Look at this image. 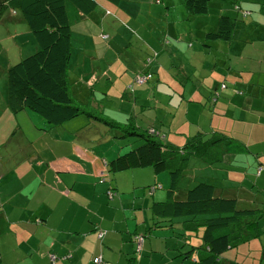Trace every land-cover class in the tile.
<instances>
[{"label": "crops", "instance_id": "crops-1", "mask_svg": "<svg viewBox=\"0 0 264 264\" xmlns=\"http://www.w3.org/2000/svg\"><path fill=\"white\" fill-rule=\"evenodd\" d=\"M212 1L221 7L220 12L205 15L210 16L205 21V37L218 30L223 16L235 21L233 37L230 41L206 38L204 46L194 51L188 42L191 36L184 32L188 30L195 39L199 37L192 17L185 24L181 20L162 21V38L152 40L140 34L151 22L140 11L142 0H129L130 8L134 4L136 10L127 11L126 15L119 11L123 1L114 8L99 0L98 9L88 16L78 10V21L72 26L70 62V66L74 63V91L77 100L83 98L78 101L89 103L97 111L102 108L106 113L105 109L111 108L110 121L133 122L142 130L154 127L164 135L165 142L180 148L200 133H220L235 140L233 151L222 164L211 167L192 159L182 177L190 178L188 188H181V179L176 195L184 199L189 189L206 183L215 188L216 198L234 199L240 210H264L263 200L251 191V179L259 185L264 178V0H210V4ZM162 3L169 11L175 5L181 6L182 0ZM237 5L239 9H235ZM102 9H109L134 29L132 32L124 26L118 31L126 42L122 48L129 45L130 50H119L117 42L110 45L112 51L108 49V39L113 37L98 19ZM6 14L13 23L23 20L19 13ZM152 50L158 53L151 67L153 79L145 86H135L133 94L128 93L135 76L145 71L144 62ZM127 53L133 56L131 64L123 61ZM195 55L204 56L205 65L209 60L230 62L226 67L234 84L219 91L210 115L204 113L205 105L214 99L213 90H219L222 81L216 87L207 79L200 72V65L192 62ZM116 58L122 62L117 69ZM139 61L143 68H136ZM112 65L114 72L108 71ZM92 75L94 78L87 83ZM117 85L119 88H111ZM7 90L5 87L0 98V130L8 127L12 133L0 141L2 264H94L96 257L111 264H128L137 253L140 257L136 264H177L175 251L190 247L191 239L182 237V233L175 243L169 238L162 237V243L151 238L158 221L153 206L167 199L172 186L169 173L157 175L154 170L141 171L144 168L110 171L112 162L143 141L135 137L139 145L126 151V146L119 147L115 141L119 138H114L113 129L87 115L53 127L29 110L14 114L6 104ZM173 101L174 110H162V103L169 107ZM236 103L242 111L238 112ZM231 107L234 119L228 117ZM195 108L204 110L198 112ZM166 114L169 120H162ZM216 117L228 119L226 130L214 126ZM16 138L19 152L8 149ZM109 191L116 193L113 199L109 198ZM176 222L181 224L183 220ZM102 231L105 235L99 239ZM138 235L147 237L141 248ZM201 235L200 231L197 236L201 239ZM222 257L240 264H264V218L258 238Z\"/></svg>", "mask_w": 264, "mask_h": 264}, {"label": "trees", "instance_id": "trees-1", "mask_svg": "<svg viewBox=\"0 0 264 264\" xmlns=\"http://www.w3.org/2000/svg\"><path fill=\"white\" fill-rule=\"evenodd\" d=\"M105 1L108 6L114 4L117 6L122 2ZM68 2L85 16L94 13L100 6L99 0H0V21L8 12L19 13L38 44L35 54L24 58L8 70L9 86L6 99L8 109L14 114L29 110L53 127L62 126L79 116L87 115L94 119L98 118V121L104 122L111 129L120 130L121 134L115 135L114 138H140L143 143L112 162L110 171L118 173L150 167L157 175L169 173L172 186L167 193L166 201L155 203L153 206V212L158 218L153 229L165 227L178 229L179 239L181 233L182 237L190 238L191 235L197 236L200 231L202 232V245H189L191 246L189 251L185 254L180 253L176 258L185 256V259L191 260L190 264H240L222 256L259 237L264 210H240L236 200L216 198L215 188L206 183L189 189L184 199L176 195H179L180 180L192 159L211 167L222 164L233 151L235 140L220 133L209 135L200 133L189 138L187 144L180 148L165 142L164 135L154 127L142 130L136 128L133 122L119 126L110 120L96 117V113L89 112L88 108L77 104V98L75 99L71 93L69 78L73 32L67 11ZM183 2L191 16H205L210 13V0ZM239 8L240 6H235V9ZM110 16H114L112 11L102 9L98 19L105 24L107 17ZM234 29L235 21L229 16H223L219 20L218 30L207 34L206 38L230 41ZM157 56L158 53L152 50L147 60L145 59V71L142 74L154 75L151 67ZM93 78L92 75L87 83ZM83 82L86 83L85 80ZM226 87L223 85L222 89ZM177 219H182L183 222L179 224L176 222ZM166 223L167 226L164 225ZM141 237L144 241L147 238L146 235ZM135 261L136 258L131 259L128 264H136Z\"/></svg>", "mask_w": 264, "mask_h": 264}, {"label": "rangeland", "instance_id": "rangeland-1", "mask_svg": "<svg viewBox=\"0 0 264 264\" xmlns=\"http://www.w3.org/2000/svg\"><path fill=\"white\" fill-rule=\"evenodd\" d=\"M102 1V0H101ZM123 2V7H120L119 11L121 12V14H128L127 11H130V13L134 12V4L132 5V8H130L129 6V0H122ZM133 2V0H132ZM164 2V0H163ZM214 1L211 2V4L209 5L210 7V14H216L218 12H220V7L221 6H216L213 5ZM217 2V1H215ZM218 3V2H217ZM219 5H221L219 3ZM162 6H163V11H162ZM140 7V11L141 13L145 14L144 17L145 19L147 18V20H150V25L148 26V28L144 29V32H141V37L144 39H152V40H159L160 38H162V21L164 23V20L167 22H178L179 20L182 21L183 24L185 23H190L189 18L192 17L193 18V26H195V32L196 34L199 35V37L197 39H195L192 36V33H189L188 30H184V32L188 33L191 37L188 38V42L191 44V48L192 50H196L198 47L204 46L205 41H206V37H205V33H204V27H206V22L210 16H191L187 13L186 7L184 5V2L182 0V5L178 6L175 5L174 8H172L171 10L167 11L165 8L164 3H162V0H142ZM114 8H117V6L114 4ZM67 11H68V16L70 19V23L72 24V26L76 25V22L78 21V17L77 14L79 13L78 9L73 6L71 3H67ZM168 13V15L166 16V14ZM5 16H7V14H5ZM117 15L114 13V16H110L107 17V21L104 24V28L105 31L110 35V37H113L112 39H108L109 43L106 44L108 49L110 51L111 50V46H113L116 42L118 43V47L119 50H130L129 45H127L126 47L122 48V45L125 44V39L123 38L122 34L119 33L118 31L120 29H124L123 27L125 26L128 30H131L132 32H135L134 29H130V26L126 23H124L123 21H120V19H117ZM181 18V19H180ZM206 19V20H204ZM122 32H124V30H122ZM76 33H79L78 30H76ZM104 36V35H103ZM114 36H117V40L114 41ZM105 38H109V36H104ZM224 42L221 41V44H223ZM129 44V43H128ZM37 47L38 44L34 38L33 33L31 32V30L29 29L28 25L26 22H24L23 20L20 22H15L13 23L10 19V16L8 15L6 17V20L3 24H0V98L2 97V92L4 90L5 87L9 86V82H8V70L11 66L19 63L20 61H22L24 58H27L33 54H35L37 52ZM121 48V49H120ZM109 60L108 62H111V54H109L108 56ZM130 58V60H129ZM148 58V57H147ZM147 60V59H146ZM123 61L131 64L133 61V56L130 53H127L124 55L123 57ZM211 61L210 63H207L205 65V59L204 56L200 55V56H194L192 59V62L194 64H199L200 65V72H202L205 77L209 80H211L214 85L217 87V85H220V89L217 90L214 89L213 90V94H214V99L212 101H209L208 103H206V107L204 109L205 110V114H213L214 110H213V103L215 102V100L217 99L218 93L219 91H223L225 89H222V86H229V84H234L233 81H231V76L229 75V69L228 67H226L227 65L230 64V62H228L226 59L225 60H221L219 63L214 62L213 60H209ZM122 62H120L118 60V58H116L114 60V68L117 69ZM204 65V66H203ZM136 68H143V63L139 61V65L137 63ZM74 63H72V65L70 66V71H69V78H70V84H71V93L72 96L76 99V93L74 91V80H76V78H74ZM112 69V71L114 72L113 69V65L111 67L108 68V71H110ZM133 69L131 68V71ZM188 71H190V69H188ZM133 72V71H132ZM105 73V72H104ZM103 73V74H104ZM228 77V78H227ZM232 77L234 78V76L232 75ZM98 80V77H97ZM148 84V83H147ZM223 84V85H222ZM146 85V84H145ZM144 85V86H145ZM111 88H119V86H115V87H111ZM127 92L130 94H133L132 89L130 87L127 88ZM8 93V90H7ZM77 100V99H76ZM80 101H83V98L78 99ZM77 100V104H79L80 106L84 107V108H88L89 112H93L96 113V117H101L104 118L106 120H109V116L111 111L110 109H105L106 113H103V109L101 108V111H97L95 110V108L93 106H91L89 103H84L82 104L80 101ZM104 102V101H101ZM152 105L154 104V102L151 103ZM86 105V106H85ZM169 107H168V103H162V110L169 112L174 110V108L176 107L175 101L169 103ZM236 105L238 106V112L242 111V109L239 107L238 103H236ZM116 107H112L113 110H116ZM93 111H92V110ZM203 108L201 109V111L204 110ZM195 111L201 112L199 111L198 108H195ZM124 112H126V110H124ZM239 115H237L238 117ZM80 118H86V115H82L79 116ZM229 118L234 119V108L231 107L229 109ZM236 117V118H237ZM162 120H169V115H164L162 116ZM114 122V121H112ZM104 123V122H103ZM116 124H118L119 126H123L126 124H121L118 122H114ZM105 124V123H104ZM228 125V119L225 120L222 117H216L215 119V123L214 126H216L218 129H222V130H226L225 128ZM111 129V128H110ZM112 130V129H111ZM108 131H110L108 129ZM112 131H114L113 135H117L116 133V129H113ZM118 134H121L120 130H117ZM13 132V131H12ZM10 133V130L8 129V127H5V129H1L0 130V141H5L8 134ZM12 133H10L11 135ZM138 138V137H136ZM136 138H126V139H118L115 140L118 144L119 147H123L126 146L124 149L127 150H131L132 148L136 147L139 145V141ZM17 138L9 144V150L10 151H16L19 152V149H17ZM3 146H0V148ZM141 171H153L152 168H144ZM168 175V173H165ZM190 181V178H182V186L181 188L183 189H187L188 188V183ZM251 184L253 185V189L254 193L256 194L257 198L259 200H263L262 202H264V194H263V188H264V178L262 180L259 181V185L257 184V182L255 181V179H251ZM245 208H251L250 206H245ZM165 226L168 225V223L164 224ZM144 234V233H142ZM150 233H148V237H150L149 235ZM152 234H154L153 236H151L152 239L155 240H159L161 243L164 242L162 237L164 238H169L170 240H172V243H175L178 239H179V230L175 229V228H171V227H165L163 229H159L156 230L155 232H153ZM141 236V235H138ZM191 239V246H200L202 245V240L194 235L190 236ZM190 247H183L181 249H178L176 252V256L179 255L180 253H187L189 251ZM137 251V248H136ZM137 258V261L140 257V254H136L135 256ZM147 259L144 258V261H146ZM177 264H190L191 260L190 259H185V256L181 257V258H177L175 259ZM144 264V263H143Z\"/></svg>", "mask_w": 264, "mask_h": 264}, {"label": "built area", "instance_id": "built-area-1", "mask_svg": "<svg viewBox=\"0 0 264 264\" xmlns=\"http://www.w3.org/2000/svg\"><path fill=\"white\" fill-rule=\"evenodd\" d=\"M152 79H153V76L150 75V74H142V73H140V74L136 75L135 78L133 79L132 84L130 85V88L132 89V92H133L135 86L145 85L149 81H151ZM152 133L155 134V131L152 130ZM158 135H159V133H158ZM108 196H109L110 199H113L116 196V193L109 191L108 192ZM104 235H105L104 231L100 232L99 233V238L102 239L104 237ZM136 239H137L138 247L141 248L143 243H144V238L141 237V236H138V237H136ZM95 263L96 264H111V263H108V262H104L101 257L95 259Z\"/></svg>", "mask_w": 264, "mask_h": 264}, {"label": "clouds", "instance_id": "clouds-1", "mask_svg": "<svg viewBox=\"0 0 264 264\" xmlns=\"http://www.w3.org/2000/svg\"><path fill=\"white\" fill-rule=\"evenodd\" d=\"M15 13V12H14Z\"/></svg>", "mask_w": 264, "mask_h": 264}]
</instances>
